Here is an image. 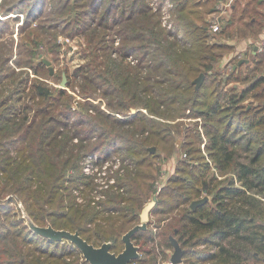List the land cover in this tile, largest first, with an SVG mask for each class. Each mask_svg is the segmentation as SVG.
<instances>
[{
    "label": "trees",
    "instance_id": "1",
    "mask_svg": "<svg viewBox=\"0 0 264 264\" xmlns=\"http://www.w3.org/2000/svg\"><path fill=\"white\" fill-rule=\"evenodd\" d=\"M172 1V30L162 27L160 12L146 0L0 2V25L26 12L22 29L28 35L21 44L15 39L0 43V264H89L69 241L54 242L34 232L25 213L38 226L79 232L96 247L111 242V251L119 254L124 234L140 223L152 193H158L152 213L168 214L157 223L160 229L162 222L169 225L161 234L163 243L172 249L171 237L180 242L186 250L183 264H264V108H241L264 85V49L256 52L260 76L241 92L227 91L226 86L249 78L240 77L243 69L259 67L233 65L225 78L215 72L223 50L232 47L211 43L206 17L215 12L214 0ZM243 1L236 0L226 22L220 19L219 35L233 26L244 35L262 33L264 23L257 16H264L258 11L264 1ZM32 6L39 7L38 18L57 25L40 22L30 29L38 19L30 16ZM4 32L0 29L2 39ZM61 35L87 42L90 60L69 75L68 87L79 86L85 100L77 107L68 90L44 83L30 90L22 78L25 69L38 72L36 60L46 65L39 48L45 43L61 47ZM116 38L121 39L118 47ZM201 74L205 81L196 90L194 80ZM25 96L36 108L24 103ZM184 118H203L204 132L187 133L186 159L158 191L162 170L152 161L156 155L150 147L173 143V123ZM115 152L127 153L122 163L129 159L132 168L124 165L102 199L91 198L98 185L84 172V158L98 156L106 164ZM204 196L210 200L190 208ZM149 230L133 238L142 254H151L142 245ZM148 238L146 244L155 240L151 233ZM201 246L211 250H197ZM142 254L135 264H147Z\"/></svg>",
    "mask_w": 264,
    "mask_h": 264
},
{
    "label": "rangeland",
    "instance_id": "2",
    "mask_svg": "<svg viewBox=\"0 0 264 264\" xmlns=\"http://www.w3.org/2000/svg\"><path fill=\"white\" fill-rule=\"evenodd\" d=\"M2 0H0L1 2ZM147 1V0H146ZM165 0H159L158 4L163 3ZM172 1V0H171ZM204 1V0H203ZM248 0H244L243 3H246ZM260 1V0H259ZM264 1V0H263ZM236 0H214L212 3H210V6H215V12L211 13L206 17L207 21L211 23L210 27L212 28V24L215 20L218 19H224L226 22L233 14L232 7L235 5ZM209 6V7H210ZM38 6H32L30 11H33L30 15L31 17L36 15V18H38ZM261 10L260 13H264V6L258 7ZM161 15V13H160ZM264 15V14H263ZM19 16V17H16ZM59 16V15H58ZM58 16H55V19L58 18ZM10 17V16H8ZM12 19L4 21L5 23L0 25V29H2L4 32L5 37L2 39L0 38L1 44H6L11 39H15L16 44H21L26 38L25 30H23L24 23L26 21V12L25 14H14L11 15ZM30 17V18H31ZM258 19L264 23V16H257ZM3 20H5L7 17H1ZM162 18V15H161ZM31 21V19H30ZM32 26L30 29H36L38 24L40 22H43L45 26L47 27H55L57 24L56 22H46V20L40 18L33 19L32 20ZM7 22V23H6ZM48 23V24H47ZM162 23V21H161ZM220 28L224 27V24L219 20ZM163 27V24H162ZM176 27V26H175ZM238 26H233L232 29L225 32L223 35H219L220 32H211L213 35V39H211V43L216 44H227L225 47H232V49H224V57H222L220 64L216 66L215 72L223 73L224 78L227 77V74L231 73L232 67L234 65V69H237V67L241 66L238 65V63L241 60H248L249 65H251V69L257 67V54H261L264 49V30L260 35L252 36V34L249 32L246 35L244 33H239ZM166 28V27H164ZM64 28L61 26L58 28V31H62ZM168 29V28H166ZM170 30V29H168ZM213 30V29H212ZM222 30V28H221ZM11 32H14L13 35H10ZM52 33H57V31H53ZM68 33L72 34V31H69ZM230 33V35H229ZM112 36L115 37L116 34L114 32L111 33ZM246 37H242V36ZM67 36V35H66ZM61 35L58 38V41L60 42V46L58 47L56 45L50 44L48 45L45 43L44 46L39 48V51L44 54L42 57L43 59L49 60L51 62V67L54 69V74H50V66L47 65H38V60L35 61V67L38 70L36 73L32 69H25L24 73L22 74V78L25 79V82H28L30 90L32 89L33 84H39L44 83L48 86L54 87L55 89L62 88L61 84L63 82L64 76H66L67 80V86L66 89L68 90L69 94L75 96V107H77V103H84L85 100L79 96L80 94V87L78 86V89H72V87H68L69 83V75H71L75 69H77L79 66L83 65L85 62L89 61L90 58L85 55V52L88 51L86 48V40L82 36H78L75 38H69V36ZM13 37V38H11ZM115 46H120L121 39L116 38ZM55 50V52H54ZM16 52V51H15ZM25 58V59H24ZM16 59V56H15ZM18 59H20L22 62L26 61V57L19 55ZM132 61V60H131ZM133 62V61H132ZM252 62V63H251ZM136 64V63H135ZM12 65H14L12 63ZM134 65V64H133ZM243 65V64H242ZM13 67V66H12ZM258 71H247L246 69H243L242 75L239 73L240 77H245L246 74H250L249 78L245 80H241L237 83H232L228 86H226L227 91H232L233 88H236V92H241L243 89L249 87L253 81L260 76V73L263 71V69H260V66H258ZM20 69L17 70L19 72ZM256 78H253V77ZM199 77V76H198ZM197 77V78H198ZM222 79V75H220ZM196 78V79H197ZM73 81H76L75 78ZM205 81V78L203 80V83ZM78 83V82H75ZM202 83V84H203ZM79 85V83H78ZM74 90V91H73ZM32 92H29L30 94ZM26 100L24 103L28 105L29 107L36 108L35 102L30 98V96H25ZM98 98V97H97ZM96 99V98H95ZM91 101L94 105L98 106L99 101ZM38 101V100H37ZM241 108L244 110L249 109H260L264 108V85L260 86L255 92L247 97V99L241 104ZM136 110V109H134ZM133 113V112H132ZM176 123V124H175ZM204 123L203 118H184L176 120L173 125L176 126L175 130L176 132L174 135V142L173 143H167L166 145L161 144L160 147L158 146H151V153L152 155H156L155 158L152 159L154 161L155 166L158 165L161 167L162 173L159 174L157 182H156V189L159 191L160 188H162L164 185H167L169 178L173 177L176 174L177 168L180 166V161L183 159H186V148L184 149L183 143L189 142L191 140L190 136H186L187 133L193 134L194 131L200 130L204 132V128L202 127V124ZM197 146L199 144H196ZM163 146L165 148H163ZM154 149V152L152 151ZM202 154L207 155V152L205 150V146L201 145ZM88 155H100L97 154H88ZM111 155H114L112 159H110V162L103 163L100 159L99 162L91 156H87L84 158V162L82 164V167L84 169H87V175L92 176L95 178V183L98 185L96 187V191L90 193V197L93 198L94 195L97 197H100L102 199V192L107 189V185L113 184L111 181L116 180V176L123 174V167L129 166L130 169L131 164L129 159L122 163L123 159H125V155H128L127 153H112ZM196 155V154H195ZM121 161V162H120ZM194 163H197L196 160ZM104 164V166H101ZM112 169V171H109V169ZM123 169V170H122ZM85 172V170H84ZM101 172V173H100ZM105 172V174H103ZM232 175L228 174V177H231ZM227 176L221 177L222 179H226ZM154 195H158V193H152L150 194L149 202L152 200V197ZM205 197V196H204ZM97 199V198H96ZM156 208V207H155ZM154 208V209H155ZM162 210H158V212H155L154 214L151 213L150 221L148 225L149 233L145 235V237L142 239V245L144 248V251H150L151 254H142L144 259L147 261V264H171L170 259L164 260V257L171 258L174 248L168 249L164 245V238L161 235L163 232L168 230L169 225H167V222H162V230L157 227V223L162 219L168 217L167 213L159 212ZM26 221L28 223L27 217ZM139 224V223H138ZM29 225V223H28ZM152 234L154 236L153 242H148L146 244V240L149 239V234ZM42 243V242H41ZM199 251H210L211 248L208 246H201L197 248ZM196 250V251H197ZM183 264V263H181Z\"/></svg>",
    "mask_w": 264,
    "mask_h": 264
},
{
    "label": "water",
    "instance_id": "3",
    "mask_svg": "<svg viewBox=\"0 0 264 264\" xmlns=\"http://www.w3.org/2000/svg\"><path fill=\"white\" fill-rule=\"evenodd\" d=\"M245 62L248 63V60H241L238 65H242ZM44 63L47 66H50V74L53 75L54 69L51 67V62L44 59ZM204 78L205 75L201 74L197 79L194 80L196 90L201 88ZM261 78L264 79V75ZM66 86L67 80L66 76H64L61 87L66 88ZM132 112L136 113V110H132ZM152 151L154 152V149ZM209 200L210 198L205 196L202 199L193 201L190 205V208L194 210ZM157 201L158 195H154L152 200L148 202L143 208L140 214V223L135 225L132 229L124 234L122 238L124 242V249L119 254L111 251V242H105L101 246L96 247L82 238L79 232L72 233L66 230H57L50 224L46 227H41L38 226L26 213L25 217H27L28 223L34 232L41 235L42 237L54 242H62L67 240L75 245L81 251L84 259L89 264H135V262L141 258V252L140 246L135 244L133 238L139 231H146L148 229L150 216L157 205ZM171 243L174 248V252L170 258L171 264L183 263L186 250L182 248L180 242L174 237H171Z\"/></svg>",
    "mask_w": 264,
    "mask_h": 264
},
{
    "label": "built area",
    "instance_id": "4",
    "mask_svg": "<svg viewBox=\"0 0 264 264\" xmlns=\"http://www.w3.org/2000/svg\"><path fill=\"white\" fill-rule=\"evenodd\" d=\"M159 0H147V2L150 4V6L153 8L154 11L160 12L162 15L161 21L163 24V27H166L170 30L175 28V22H174V9L175 4L171 0H165L163 3L158 4ZM163 1V0H162ZM219 20H215L212 24V29L214 32H219L221 30ZM181 37V36H180ZM93 159L95 158L98 162L100 158L98 156H91ZM85 173H87V169H84ZM101 173V172H100ZM105 174V172L103 173ZM114 182L113 180L111 181ZM79 202L82 203L83 200L79 199Z\"/></svg>",
    "mask_w": 264,
    "mask_h": 264
},
{
    "label": "crops",
    "instance_id": "5",
    "mask_svg": "<svg viewBox=\"0 0 264 264\" xmlns=\"http://www.w3.org/2000/svg\"><path fill=\"white\" fill-rule=\"evenodd\" d=\"M262 1H263V0H262ZM263 6H264V5H263ZM260 7H262V6H260ZM258 10H261V9L258 8ZM259 13H260V11H259ZM261 14H264V13L261 12Z\"/></svg>",
    "mask_w": 264,
    "mask_h": 264
}]
</instances>
